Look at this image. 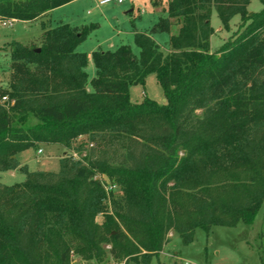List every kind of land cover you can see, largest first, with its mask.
Instances as JSON below:
<instances>
[{"label": "trees", "instance_id": "obj_1", "mask_svg": "<svg viewBox=\"0 0 264 264\" xmlns=\"http://www.w3.org/2000/svg\"><path fill=\"white\" fill-rule=\"evenodd\" d=\"M73 1L0 0V19L31 24ZM250 3L168 0L149 33L135 31L139 57L124 45L91 54L90 82L89 59L76 48L93 25L42 22L38 47L6 45L0 172L18 171L24 181L0 183V264H71L74 255L149 264L171 233L188 244L197 229L253 224L264 204V10L249 14ZM213 11L225 30L236 16L250 20L217 52ZM174 25L165 55L153 37ZM150 74L164 91L161 106L130 100L129 88ZM80 137L102 152L65 156L57 173L31 172L16 158L40 144L71 151ZM98 174L119 186V199Z\"/></svg>", "mask_w": 264, "mask_h": 264}, {"label": "rangeland", "instance_id": "obj_2", "mask_svg": "<svg viewBox=\"0 0 264 264\" xmlns=\"http://www.w3.org/2000/svg\"><path fill=\"white\" fill-rule=\"evenodd\" d=\"M126 0L122 5L107 4L100 6L95 0H79L66 8V20L70 24L91 27L89 36L82 45V50L90 53L92 50L114 51L120 46H129L132 53L140 56V49L131 35L133 27L140 33H149L153 25L161 16L166 14L168 0H134L132 6H126ZM264 5L260 0H251L248 13H260ZM1 20V19H0ZM4 21V20H2ZM46 24H51L46 21ZM250 20L242 21L239 16L233 18L229 29L225 30L215 11L211 15V26L214 34L210 38V52H217L228 42L238 37ZM179 28L174 25L170 34H157L153 37L160 51L165 55L171 50L170 36L176 35ZM42 29L39 22L31 26L24 22L15 21L12 25H0V87L9 89L10 82V54L6 45L11 41H17L23 45L39 46L42 41ZM89 82L95 74V68L91 57L85 68ZM130 100L133 103H141L144 100L154 101L158 105L165 103V95L159 85L156 75L146 77L143 85L129 88ZM5 101V100H4ZM29 125L38 123L35 118L29 120ZM80 149L79 151L76 149ZM102 144H91L88 137L77 138L71 151L65 150L60 145L40 144L26 149L16 155V158L27 164L29 171H59V161L65 156L75 159L87 157L92 150L98 156L103 150ZM38 150L42 152L39 153ZM96 179L108 182L107 175L98 174ZM24 181V176L16 172H0V183L13 185ZM116 181V180H114ZM113 194L115 200L122 195L118 185L110 186L107 190ZM111 207L110 201H108ZM102 216L97 217L101 223ZM110 246H106L108 250ZM264 264V204L261 206L252 225L239 222L235 227L214 226L209 231L197 229L193 240L185 244L178 234H170L169 242L165 244L158 256L151 259L149 264ZM71 264H139L135 261L120 263L107 255L103 262L95 260L84 261L74 255Z\"/></svg>", "mask_w": 264, "mask_h": 264}, {"label": "crops", "instance_id": "obj_3", "mask_svg": "<svg viewBox=\"0 0 264 264\" xmlns=\"http://www.w3.org/2000/svg\"><path fill=\"white\" fill-rule=\"evenodd\" d=\"M79 0H75V1H73V2H71V3H69V4H66V5H64V6H61V7H59V8H57V9H54L53 11H51L50 13H49V16L48 17H42V18H39V19H37L36 21H34V22H32L31 24H29V23H25V24H28L29 26H31L33 23H35V22H39V24L41 25V23L42 22H46V21H50V23H51V26L52 27H55V26H57L58 24H60V23H63V24H69L70 26H72V27H75V28H82V27H84V25H75V24H70V22H67L68 21V19L66 20V13H67V9L66 8H68L69 6H71L72 4H75L76 2H78ZM133 1L134 0H129L128 2H127V7L128 6H132L133 4ZM135 31H137L134 27H133V30H132V32H131V35L133 36V38H134V33H135ZM42 34H43V31H42ZM89 36V35H88ZM85 41H83L77 48H76V52H78V53H85L86 55H87V57H88V59L91 57V54L94 52V51H96V50H92L90 53H87L86 51H84V50H82L81 48H82V45H83V43H84ZM39 151V150H38ZM20 162V161H19ZM22 165H24V163L23 162H20ZM27 165V164H26ZM9 172H16V171H9ZM171 234H173V233H171Z\"/></svg>", "mask_w": 264, "mask_h": 264}, {"label": "built area", "instance_id": "obj_4", "mask_svg": "<svg viewBox=\"0 0 264 264\" xmlns=\"http://www.w3.org/2000/svg\"><path fill=\"white\" fill-rule=\"evenodd\" d=\"M96 3L100 6L103 5H107V4H116V5H122L126 0H95ZM15 22V20H0V25L3 26H8V25H12V23ZM3 100H6V98H4ZM39 153H41L42 151L39 150ZM110 189V187H106V190Z\"/></svg>", "mask_w": 264, "mask_h": 264}, {"label": "water", "instance_id": "obj_5", "mask_svg": "<svg viewBox=\"0 0 264 264\" xmlns=\"http://www.w3.org/2000/svg\"><path fill=\"white\" fill-rule=\"evenodd\" d=\"M37 52H39V49L37 50Z\"/></svg>", "mask_w": 264, "mask_h": 264}]
</instances>
